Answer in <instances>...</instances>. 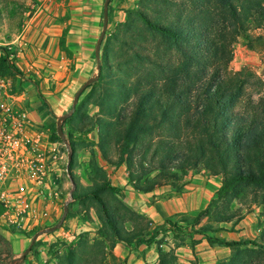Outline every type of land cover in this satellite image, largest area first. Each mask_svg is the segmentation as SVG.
I'll use <instances>...</instances> for the list:
<instances>
[{"label":"trees","instance_id":"obj_1","mask_svg":"<svg viewBox=\"0 0 264 264\" xmlns=\"http://www.w3.org/2000/svg\"><path fill=\"white\" fill-rule=\"evenodd\" d=\"M146 1L151 2L156 14L136 10L130 15L133 19L125 23V30L120 29L113 37L120 44L114 56L123 55L124 59L111 62L110 43L106 46L107 50L100 53L99 79L82 92L75 112L63 123L73 153L69 171L75 188L69 205L79 202L87 210L95 207L102 227L100 238L93 243L82 236L68 245L58 264H100L108 254L106 248L113 254L117 243L130 246L138 242L152 223L118 197L95 150L92 184L80 188L73 170L77 149L94 144L88 134L96 125L103 158L116 166L126 163L129 181L141 192H152L170 180L179 181L193 169L222 175L216 197L207 207L195 212L193 218L180 213L165 221L172 224L175 237L203 234L210 245L230 248L231 254L217 264H264V98L242 108L256 74L246 68L234 73L228 70L233 57L230 44L252 26L264 25V0H193L195 6L189 13L179 7L170 18L168 10L158 4L164 2L171 7L172 0ZM136 20L147 28L154 49L151 46L148 50L156 54L140 52L144 34ZM67 33L66 28L60 39L64 51L70 50ZM121 33L130 39H121ZM2 49L0 75L17 73L12 52ZM91 99L100 108L97 116L88 113ZM45 105L56 115L47 100ZM51 139L63 141L57 128ZM112 151L119 154L117 159ZM184 188L181 184L177 191ZM248 196L249 201L262 207L259 238L206 235L218 229L211 223L197 228L207 217L218 223H237L243 217L242 209L232 210V203ZM71 216L69 210L67 219ZM129 219L136 222L132 228L127 227ZM0 241L6 247L5 255L0 252L1 262L11 257L12 245L1 234ZM200 241L194 240L192 246ZM157 250L158 264H178L173 248L166 250L158 242Z\"/></svg>","mask_w":264,"mask_h":264},{"label":"rangeland","instance_id":"obj_2","mask_svg":"<svg viewBox=\"0 0 264 264\" xmlns=\"http://www.w3.org/2000/svg\"><path fill=\"white\" fill-rule=\"evenodd\" d=\"M105 1L0 0V55L3 53V47L8 48L12 52L11 56L15 57L14 63L19 70L17 73L8 76L0 75V104L4 103L10 106L13 112L27 113L28 117L25 119L24 129L33 141L37 139L40 149L52 158L54 170L51 185L59 194L53 196L54 201L48 203V209L44 206L49 211L47 217L38 223L26 225L3 220L1 216L5 213L6 207L0 201V228L27 238L24 250L15 258L8 260L3 258L4 264H11L12 261L19 259L31 246L36 235L38 237L33 242L30 252L19 264H28V262L29 264H58V257L65 252L66 247L75 243L80 237L87 238L90 243L100 238L102 223L96 208L91 207L87 210L79 202H75L71 206L68 204V212L71 210L73 216L68 219L66 216L61 227L52 232L42 233V231L57 225L63 216L65 203L67 201L70 203L73 200L71 195L75 186L69 171L73 153L71 160H69V150L64 141H53L51 135L57 128L58 117L71 111L76 92L88 78L98 72L95 49L104 27ZM172 1L174 3L171 7L164 2L158 4L162 9L168 10L169 15L167 17L169 18L176 15L179 7L186 9L185 14H187L195 6L193 0ZM150 3L146 0L110 1L108 27L101 44L100 53L107 50L106 46L110 43L109 52L111 51V53L109 56H111V62L114 63L115 59H124L122 58L123 55L114 56V52H119L120 48V44L114 42V35L120 29L125 30L124 25L127 21L133 19L130 15L134 14V11L144 10L151 15L156 14L154 6ZM135 23L140 26V30L144 34V38L140 39L139 42L144 46V49L141 48L140 52L142 54H156L153 51L151 38L145 25L141 20H136ZM66 28L68 29L67 44L69 51L62 50L60 46V39ZM118 36L121 39H130L125 33ZM110 38L112 41H109ZM148 47L153 50H148ZM229 48L233 55L228 68L229 72L234 73L246 68L256 74L243 97L242 108H247L264 98V25L261 27L252 26L246 34L239 35L236 41L230 44ZM170 56L175 59V55ZM38 90L42 95L39 94ZM89 90L90 88L86 90L81 99ZM45 99L56 115L51 113L45 105ZM88 103V113L97 116L100 108L95 100L91 99ZM34 111L36 112V118L32 117ZM69 127L70 125L66 123V129ZM98 134L96 125L88 134V138L94 142L92 144L94 146H83L77 149L73 170L78 177L79 186L84 189L92 184L91 158L92 150H95L100 166L106 171L113 185L119 177L128 179L125 185L114 186L118 197L129 205L127 197L130 198L131 194L138 193L139 190L129 181L126 163L116 166L103 158L99 147ZM112 155L115 159L119 157V154L115 151H112ZM193 180L198 184H205V186L203 185L205 199L209 197L211 201L216 197V191L222 184L223 176L211 175L204 169L201 171L193 169L183 179L164 182L156 189L167 186L169 196L177 191L179 185L185 184L186 186ZM249 199L250 196L245 200L237 198L232 203V210L242 209L243 217L237 223L233 221L218 223L212 217H207L197 225V228L211 223L218 229L214 232L208 231L205 233L206 235L226 234L230 238H259L262 235V226L260 225L263 218L261 214L262 207L255 202H251V200L249 201ZM138 201L143 202V199H138ZM54 205L55 207H53ZM207 206L205 204L200 209ZM195 212H189L188 215L193 218L196 215ZM179 216H175L174 219H180ZM134 225H136V222L129 219L127 227L132 228ZM171 225L165 220L152 221L147 234L138 242L130 246L117 243L113 249L114 255L106 248L108 254L100 264H137L144 261L158 264V242H162V246L166 250L174 249L175 254L178 256V264H181V258L190 264H207L202 256L213 254V249L200 247L201 255H199L195 252L196 246H192L194 240H202L204 235L186 233L182 238L175 237ZM14 244L15 240L12 241V246ZM191 250L193 253H191ZM188 253L191 256L193 254V256L188 258Z\"/></svg>","mask_w":264,"mask_h":264},{"label":"built area","instance_id":"obj_3","mask_svg":"<svg viewBox=\"0 0 264 264\" xmlns=\"http://www.w3.org/2000/svg\"><path fill=\"white\" fill-rule=\"evenodd\" d=\"M26 112H13L0 104V201L1 216L13 223H38L49 215L44 208L59 194L52 187V158L25 131Z\"/></svg>","mask_w":264,"mask_h":264},{"label":"crops","instance_id":"obj_4","mask_svg":"<svg viewBox=\"0 0 264 264\" xmlns=\"http://www.w3.org/2000/svg\"><path fill=\"white\" fill-rule=\"evenodd\" d=\"M46 100V99H45ZM52 109V107L50 106ZM49 109V108H48ZM50 110V109H49ZM36 112H32V117L36 118ZM128 182V179L125 177H119L114 185L122 186ZM205 183V182H204ZM203 185L198 184L195 180L191 183H188L185 186L183 191H175L172 195L168 196L169 190L167 186H161L158 189H155L152 192L144 193L139 192L135 194H131L132 196L127 197V202L129 206H131L134 210L139 213H142L144 216L148 217L150 220L154 222H160L166 220L167 218L180 214V213H189L195 212L200 209V207L207 206L210 201V198L205 199L203 193ZM171 189V188H170ZM167 195V196H166ZM151 197V199H150ZM137 198V199H136ZM138 199H143V202H139ZM207 202V203H206ZM48 209L49 205H45ZM52 207V205H51ZM55 207V205L53 206ZM0 234L3 235L9 242L15 240L14 246H12V255L9 259L17 257L23 250L27 243V238H24L23 235L11 233L7 229L0 228ZM221 237H225L227 239H239V238H230L226 234H218ZM200 247H204L205 249H213V254H204L205 262L207 264H216L218 259L227 257L230 254L231 249L223 246H212L204 237L202 240L196 245V254L201 255ZM6 247L3 242L0 241V252L5 255ZM191 253L193 251L191 250ZM207 255V256H206ZM193 256V254H192ZM191 254H187V257H192ZM181 264H190L188 261L180 259ZM0 264H4V260L0 262ZM29 264V262H28ZM38 264V263H37ZM137 264H157L151 261L142 262Z\"/></svg>","mask_w":264,"mask_h":264},{"label":"water","instance_id":"obj_5","mask_svg":"<svg viewBox=\"0 0 264 264\" xmlns=\"http://www.w3.org/2000/svg\"><path fill=\"white\" fill-rule=\"evenodd\" d=\"M111 0H106L105 1V11H104V27H103V31L98 39V42H97V45H96V49H95V52H96V57H97V61H98V72L97 74H94L92 77L88 78L84 83L83 85L79 88V90L76 92L75 94V97H74V100H73V104H72V109L70 112L66 113V114H63L61 116L58 117V121H57V131H58V134L59 136L62 138V140L64 141L65 145L67 146L68 150H69V160H71L72 158V150H71V147H70V144L66 138V135H65V132H64V129H63V122L69 117L71 116L75 110H76V106L78 104V101H79V98H80V95L82 94V92L91 84L93 83L94 81H97L100 77V72H101V69H102V66H101V57H100V49H101V44H102V41L104 39V36H105V33H106V29L108 27V6H109V3H110ZM72 196V195H71ZM68 204L69 202L67 201L65 203V206H64V211H63V216L62 218L60 219V221L58 222L57 225L55 226H52V227H49V228H46L42 231V233H46V232H52L54 230H56L57 228L61 227V225L63 224L67 214H68ZM39 234V233H38ZM38 235H36L34 238H33V242L37 239ZM33 242L31 244V246L21 255V257L19 259H16L14 261H12L11 264H19L21 260H24L27 256V254L30 252L31 250V247L33 245Z\"/></svg>","mask_w":264,"mask_h":264}]
</instances>
